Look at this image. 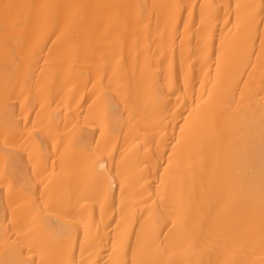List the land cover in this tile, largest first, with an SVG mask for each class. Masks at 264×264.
I'll return each instance as SVG.
<instances>
[{"label":"bare ground","instance_id":"6f19581e","mask_svg":"<svg viewBox=\"0 0 264 264\" xmlns=\"http://www.w3.org/2000/svg\"><path fill=\"white\" fill-rule=\"evenodd\" d=\"M0 264H264V0H0Z\"/></svg>","mask_w":264,"mask_h":264}]
</instances>
